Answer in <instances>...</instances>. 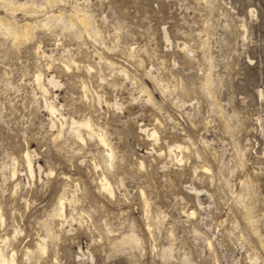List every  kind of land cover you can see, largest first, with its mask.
Here are the masks:
<instances>
[{"label": "rangeland", "instance_id": "374dc122", "mask_svg": "<svg viewBox=\"0 0 264 264\" xmlns=\"http://www.w3.org/2000/svg\"><path fill=\"white\" fill-rule=\"evenodd\" d=\"M0 20V264H264V0Z\"/></svg>", "mask_w": 264, "mask_h": 264}, {"label": "bare ground", "instance_id": "6f19581e", "mask_svg": "<svg viewBox=\"0 0 264 264\" xmlns=\"http://www.w3.org/2000/svg\"><path fill=\"white\" fill-rule=\"evenodd\" d=\"M9 6V5H8ZM20 7V6H19ZM18 7V8H19ZM22 8V7H21ZM23 9V8H22ZM81 16H82V14H81ZM80 16V17H81ZM82 17H84V16H82ZM59 18H61L60 16H59ZM49 19H52V17L50 18L49 17ZM58 19V18H57ZM79 19V18H78ZM77 19V20H78ZM81 19V18H80ZM47 20V19H46ZM60 20V19H59ZM81 21H82V23H83V25L85 26V28H87L88 27V23H87V20H85V18L83 19H81ZM6 22V21H5ZM2 23H4V21L3 20H0V24H2ZM5 24V23H4ZM25 24V23H24ZM71 24V23H70ZM69 24V25H70ZM9 25H10V22H9ZM45 25V24H44ZM11 26V25H10ZM72 26V25H71ZM82 26V25H81ZM15 27V26H14ZM23 28H21L22 30L20 31L19 29H20V27H19V31H20V34L18 33V35H21V36H23V37H26L27 36V33H28V30L29 29H31L32 27L30 26V25H28L27 23L24 25V26H22ZM73 27V26H72ZM15 29V28H14ZM89 29H90V27H89ZM17 30V29H16ZM88 30V29H87ZM31 31H32V29H31ZM87 32V31H86ZM90 33V32H89ZM12 34H13V32H12ZM18 35L16 36L17 38H18ZM91 35V34H90ZM28 37V36H27ZM20 38H22V37H20ZM21 40V39H20ZM49 82H50V80H49ZM54 107L53 106H50L49 107V112L50 113H54ZM74 125L76 124V123H73ZM80 126V125H79ZM102 142V141H101ZM25 159H26V168H27V171H28V173L29 174H32L33 173V168H32V165H31V162L29 161V159H28V156L26 155L25 156ZM101 187L103 188V189H107L108 188V184L107 183H103L102 185H101ZM62 206V204L60 205V209L62 208L61 207ZM61 212V211H60ZM38 250L40 251V253L42 252V253H44V251H45V246H41V245H39L38 246ZM2 262H3V264H6V262H5V260L2 258ZM10 264H13L12 263V261L10 262Z\"/></svg>", "mask_w": 264, "mask_h": 264}]
</instances>
